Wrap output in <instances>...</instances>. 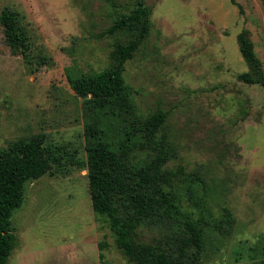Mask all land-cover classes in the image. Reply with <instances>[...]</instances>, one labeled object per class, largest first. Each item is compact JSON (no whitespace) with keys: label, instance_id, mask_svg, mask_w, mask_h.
Returning a JSON list of instances; mask_svg holds the SVG:
<instances>
[{"label":"rangeland","instance_id":"374dc122","mask_svg":"<svg viewBox=\"0 0 264 264\" xmlns=\"http://www.w3.org/2000/svg\"><path fill=\"white\" fill-rule=\"evenodd\" d=\"M143 1L152 28L125 79L143 113L167 112L179 154L169 166L200 171L214 214L228 207L236 219L229 237L207 239L200 264H264V85L240 80L249 66L238 44L247 29L264 67V0ZM136 2L0 0V14L18 11L30 42L28 57L13 54L0 22V149L45 133L86 161L83 99L67 70L110 67L115 38L97 34L113 23V3L125 11ZM12 225L8 264H101L102 241L108 264H131L93 210L86 167L30 180ZM153 234L141 230L145 240Z\"/></svg>","mask_w":264,"mask_h":264},{"label":"trees","instance_id":"16d2710c","mask_svg":"<svg viewBox=\"0 0 264 264\" xmlns=\"http://www.w3.org/2000/svg\"><path fill=\"white\" fill-rule=\"evenodd\" d=\"M233 4L239 5L236 0ZM113 23L97 34L115 38L112 64L100 71L67 70L71 88L83 99L86 161L77 148L51 143L45 133L13 140L0 149V264H8L17 244L12 217L25 199L30 180L88 169L92 207L113 232L115 244L131 264H200L207 239L227 238L235 226L228 207L216 216L211 192L200 171L170 167L178 151L165 132L167 112L145 114L125 79L126 64L146 42L152 8L143 0L118 11ZM5 39L13 54L28 57L29 36L18 11L0 14ZM248 84L264 85V67L247 29L238 35ZM154 232L150 240L141 230ZM107 241L99 242L101 264Z\"/></svg>","mask_w":264,"mask_h":264}]
</instances>
